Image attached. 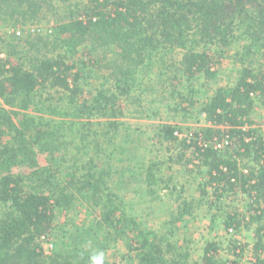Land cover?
I'll return each mask as SVG.
<instances>
[{
	"label": "trees",
	"instance_id": "obj_1",
	"mask_svg": "<svg viewBox=\"0 0 264 264\" xmlns=\"http://www.w3.org/2000/svg\"><path fill=\"white\" fill-rule=\"evenodd\" d=\"M56 1L67 4L56 27L62 51L38 57L30 68L0 58V264H111L98 251L82 247L57 248L47 258L44 240L52 239L60 215L79 202L98 211L94 223L95 233L102 234V251L123 241L138 264H193L190 251L167 237L172 232L160 235L142 228L125 196L111 189L110 156L119 149L116 141L124 125L121 99L133 97L156 65L165 72L159 75L170 73L171 82H185L183 92L174 88L171 94L193 107L204 94L196 86L217 78L223 50L235 46L233 59L241 65L237 80L199 105L210 126L191 141L179 139L173 125L161 127L157 136L165 143L179 142V162L186 159L187 168L197 161L195 167L205 169L203 194L212 189L217 207L224 200L246 198L243 209L226 211L222 224L230 234L255 225L258 240L250 264H264V135L251 119L258 103H264V0ZM56 1L0 0L10 17L19 13L24 21ZM15 2L18 6L12 7ZM89 43L102 50L112 83L85 101L79 65L87 61L74 57ZM38 91L48 93L47 101L57 93L65 104L51 103L61 120L52 127L27 113ZM199 138L212 144L201 147ZM225 140L223 149L214 147V141ZM188 152L191 157L185 158ZM146 177L148 186L158 181L152 169ZM180 211L169 224L182 221L189 208ZM247 246L235 245L236 258L221 261L217 243H208L202 264H243Z\"/></svg>",
	"mask_w": 264,
	"mask_h": 264
},
{
	"label": "rangeland",
	"instance_id": "obj_2",
	"mask_svg": "<svg viewBox=\"0 0 264 264\" xmlns=\"http://www.w3.org/2000/svg\"><path fill=\"white\" fill-rule=\"evenodd\" d=\"M15 6H18V2L12 3V7ZM66 6L67 4H59L57 1L53 4H45L37 18L24 21L19 13L14 18L10 17V12L7 13L6 6L0 2V52L4 53L6 58L11 57L27 68L35 64L38 57L61 52V42L56 39V27L64 11H67ZM17 32H20L21 36H17ZM40 37H44L48 43L41 42ZM26 40H32L34 46H29ZM223 51L225 56L216 67L219 71L217 78L205 86H196L204 94L198 98V103L193 107L189 106L188 102L180 104V97L172 96L171 91L174 88L183 92L185 82L183 85L177 81L171 82L170 73L159 75L165 73L158 69L160 65H156L157 69H154L153 73L144 76L143 85L133 97L121 99L124 125L120 132L121 136L116 141L119 149L110 156L112 171L115 174L111 181V189L125 196L126 206L130 207L131 214L137 217L142 228L150 229L160 235L172 232V235L169 234L167 237L178 246L190 251L193 264L200 262L202 264L201 257L207 244L211 242L219 246L221 261L235 259L233 247L247 244L241 259L243 264H250L254 259L253 247L258 240L255 225L230 234L222 224L226 211L234 207L243 209L248 203L246 198L238 201L224 200L217 207L212 189L208 188L211 192L207 195L203 194L207 180L206 175L203 174L205 169L196 168L194 165L196 163L188 165L187 168L186 159L179 162V156L183 151L179 142L165 143L157 136L164 125H173L184 135L209 126L206 117L199 113V105L208 94L219 87L234 83L241 68V65L233 59L237 46ZM110 57L108 55V58ZM95 58H99L100 61L97 65L94 63L97 60ZM102 58H104L102 50H94V46L90 43L80 46L77 50L74 60L87 61L86 66L77 63L81 69H84V76L80 81L83 89L82 100H93L101 90L107 89L112 83L107 79L108 63H104ZM261 62L260 64H264L263 59ZM60 96L53 92L50 96L51 100L47 101L48 93L38 91L27 113L40 118L45 123H50V127L54 126L61 120L54 114L51 103L65 107V104L58 100ZM1 104L0 101V106ZM251 119L264 135V103H258ZM67 137L71 139L72 133L69 132ZM190 152L185 158L191 157ZM72 157H69L72 159L71 162L74 160ZM151 169L158 181L155 185L148 186L146 176ZM189 169H193V172L191 173ZM151 188L153 190H150ZM185 201L187 205L184 204ZM185 206L189 208V213L183 220L173 225L169 224ZM219 207H224L221 212ZM94 208L93 205L79 202L60 215L52 239L44 244L47 258L53 256L57 248L65 247L69 250L82 247L98 251L99 258L111 264H138L137 260L131 259L132 255L128 254L123 241L112 243L105 251L101 250L102 234L95 233L94 220L98 211L96 212ZM2 210L3 206L0 205V212ZM97 238L101 242L97 241Z\"/></svg>",
	"mask_w": 264,
	"mask_h": 264
},
{
	"label": "built area",
	"instance_id": "obj_3",
	"mask_svg": "<svg viewBox=\"0 0 264 264\" xmlns=\"http://www.w3.org/2000/svg\"><path fill=\"white\" fill-rule=\"evenodd\" d=\"M17 36H21V33H20V32H17ZM0 58H6V56L4 55V53H1V52H0ZM209 126H210V125H209ZM199 131H200V130H199ZM199 131H198V132H199ZM198 132H193V131H191V132H188L186 135H184V133H183L181 130H178L175 134H176L177 137H179V139L188 138V141H191V139L194 138L193 135H194L195 133H198ZM199 135H201V134H199ZM183 136H185V137H183ZM195 139H196V138H195ZM198 144H199L201 147H207V146H209V145L212 144V143H208V142L206 143V142H204V139L199 138V140H198ZM227 144H228V141H227V140H225L223 143H222V142H218V141H214V142H213L214 147H215L216 149H219V150L223 149ZM195 163L197 164L198 162L195 161ZM231 233H233V231H231ZM44 241H45V242L43 243V246H44L45 243L48 242L47 240H44ZM44 249H45V251H47V249H46L45 246H44Z\"/></svg>",
	"mask_w": 264,
	"mask_h": 264
}]
</instances>
